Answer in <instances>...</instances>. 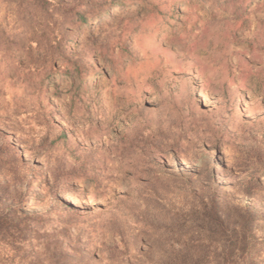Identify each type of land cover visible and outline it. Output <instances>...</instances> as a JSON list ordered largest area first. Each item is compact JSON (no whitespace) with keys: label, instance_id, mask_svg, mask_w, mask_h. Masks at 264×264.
Returning <instances> with one entry per match:
<instances>
[{"label":"rangeland","instance_id":"rangeland-1","mask_svg":"<svg viewBox=\"0 0 264 264\" xmlns=\"http://www.w3.org/2000/svg\"><path fill=\"white\" fill-rule=\"evenodd\" d=\"M0 264H264V0H0Z\"/></svg>","mask_w":264,"mask_h":264}]
</instances>
